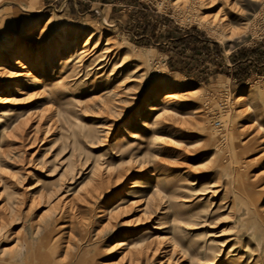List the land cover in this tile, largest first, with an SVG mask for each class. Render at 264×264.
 Segmentation results:
<instances>
[{"label":"rangeland","instance_id":"obj_1","mask_svg":"<svg viewBox=\"0 0 264 264\" xmlns=\"http://www.w3.org/2000/svg\"><path fill=\"white\" fill-rule=\"evenodd\" d=\"M263 10L0 0V264H264Z\"/></svg>","mask_w":264,"mask_h":264},{"label":"bare ground","instance_id":"obj_2","mask_svg":"<svg viewBox=\"0 0 264 264\" xmlns=\"http://www.w3.org/2000/svg\"><path fill=\"white\" fill-rule=\"evenodd\" d=\"M93 47H95V46H93ZM82 51H84V50H82ZM100 56H102V55L100 54ZM104 58L105 57H101L99 59L97 58L98 60L96 61L95 65H98V63H101L104 60ZM0 62L3 64H6L9 67V69H7L5 71H0V77L5 75V76L10 77L12 79H17V78H20L21 76H23V74H24L23 71L31 69V67L33 66V56L31 54L26 55L25 53L21 52V53H17V54H14L12 56H9V57H4ZM98 68H100V67H98ZM154 109H156L155 106H148L147 107V111H153ZM158 115L159 114L156 113L155 118ZM183 121H186V120L183 118ZM260 128L264 129V126H261L258 124V129H260ZM116 172L117 173H115V174L119 173V171H116ZM200 193H201L200 195L204 194V192H200ZM212 193H215V191H213ZM197 215H199V214H197ZM196 217H198V216H196ZM62 227L66 228V227H68V225L63 224ZM211 235L212 234L210 233L207 236L211 237ZM40 243L43 245L48 244L47 241H45V242L42 241ZM208 243L209 242H205L204 244L206 245ZM124 244H125L124 242H119L117 244L118 246L116 248H120ZM27 248L28 247H26V245L25 246L20 245L16 249L9 250L8 258L6 260L8 262H10L11 264H50V259L47 256V254L44 253V254H41V256H40L37 254V251L30 252V251H28ZM132 254L134 255V252L128 250L126 255H128L131 258ZM33 259H35L36 262L33 261ZM71 263H72V261H71ZM73 264H84V263L80 260H76Z\"/></svg>","mask_w":264,"mask_h":264},{"label":"trees","instance_id":"obj_3","mask_svg":"<svg viewBox=\"0 0 264 264\" xmlns=\"http://www.w3.org/2000/svg\"><path fill=\"white\" fill-rule=\"evenodd\" d=\"M185 34V36H188V31L187 32H185L184 33ZM182 36H184V35H181L180 37H176L175 39L177 40V41H179V42H185L186 40L185 39H183L182 38ZM167 37L169 38V39H174V38H172V36H171V31H169L168 33H167ZM196 49V48H195ZM194 51V50H193ZM246 52H253V50H248V51H246ZM239 53H240V55H245V51H243V50H240L239 51Z\"/></svg>","mask_w":264,"mask_h":264},{"label":"built area","instance_id":"obj_4","mask_svg":"<svg viewBox=\"0 0 264 264\" xmlns=\"http://www.w3.org/2000/svg\"><path fill=\"white\" fill-rule=\"evenodd\" d=\"M262 3H263V6H264V0H262ZM264 10H263V13H262V17H260V18H262V19H260L261 20V22H264ZM263 36V35H262ZM264 37V36H263ZM215 127H218L219 125H220V122L219 121H215L214 122V124H213Z\"/></svg>","mask_w":264,"mask_h":264}]
</instances>
